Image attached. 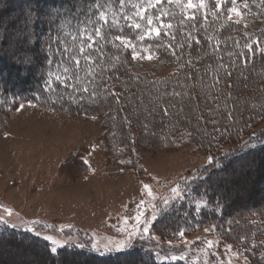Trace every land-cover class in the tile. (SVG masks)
<instances>
[{
    "label": "rangeland",
    "instance_id": "1",
    "mask_svg": "<svg viewBox=\"0 0 264 264\" xmlns=\"http://www.w3.org/2000/svg\"><path fill=\"white\" fill-rule=\"evenodd\" d=\"M23 1L13 0L16 4L9 6L6 15L0 7V60L27 67L31 60L21 47L36 40V29L44 34L40 38L46 54L54 46L53 35L69 26L64 25L68 17L63 12L46 8L37 13L38 27H32L36 15L27 14ZM127 1L119 2L120 9L125 4L129 6ZM243 9L248 16L231 13L233 18L249 22L247 33L262 30L264 0H248ZM110 46L111 43L102 44L100 63L110 65L116 60V53L107 49ZM156 55L151 60L145 56L133 60L132 67H127L130 72L124 75L127 84L120 90L122 96L112 99L123 114L117 116L124 118L126 136H118L115 143L111 134L116 132L111 103L104 109L96 108V117L93 113L81 114L86 111L73 107L45 108L27 102L28 92L16 90L1 74L0 232H21L33 237L40 234L52 237L55 247H84L103 254L137 249L147 257L148 250L134 242L145 239L155 244L161 260L183 253L187 261L194 260L196 264H264V195L258 205L249 202L252 191L248 177L244 178L248 162L241 156L245 150L241 144L249 133L242 139L235 136L226 141L223 129L230 117L234 121L233 113L226 110L224 120L217 118L212 110L213 102L221 101L215 98L217 91L202 89V78L183 72L189 77L188 83L200 89L190 92V102L186 95H180V100H169L175 103V114L187 115L186 109L179 108L183 103L193 118L190 122H178L177 133L170 131L168 142L163 143L161 135L167 133L170 121L157 117L150 126L140 113L151 115V111L139 110L130 103L146 98L158 102V93L145 91L140 79L130 73L150 76L147 78L159 90L162 86L155 79L167 87L171 81L180 83L182 74H173L178 62L167 63L165 56ZM214 59L223 66L227 61ZM260 69L264 75V57L256 75ZM241 76L237 73L239 85L231 88L240 103L236 109L241 122L246 126L249 123V130H263L264 97L254 93L246 96L244 86L250 87L249 82H254L255 77L251 74L239 80ZM12 81L17 83V79ZM201 90L211 97L210 104L200 107L196 102H200ZM215 111L220 113L218 108ZM173 112L167 111L170 116ZM130 139L134 140L132 145ZM223 143L224 150L230 145L232 149L216 152ZM220 155L228 158L223 166L210 164ZM185 191H192L198 199L204 193L209 213L195 219L176 210L172 203ZM220 206L223 208L219 212Z\"/></svg>",
    "mask_w": 264,
    "mask_h": 264
},
{
    "label": "trees",
    "instance_id": "2",
    "mask_svg": "<svg viewBox=\"0 0 264 264\" xmlns=\"http://www.w3.org/2000/svg\"><path fill=\"white\" fill-rule=\"evenodd\" d=\"M120 1L122 0L23 1L27 14L36 15L32 20V27H38L37 13L46 8L63 12V15L68 17L64 25L69 27L53 35L54 46L46 54L43 53L45 44L40 38L44 34L36 29L38 31L36 40L31 45L26 43L27 45L21 47L22 52L30 57L31 64L22 67V65L15 66L0 60V78L3 74L5 81L16 86L14 87L16 90L28 92L27 102L49 109L56 106L73 107L86 111L81 114L93 113L92 115L96 117L98 115L96 108L104 109L111 103L114 106L115 115L113 124L116 125V132L111 134L115 143L118 136L119 138L120 135L125 138L126 136L123 128L124 118L123 116L119 118L121 111L113 104L112 99L122 96L120 90L124 88V84H127L124 75L130 72L127 67H132L133 52L139 56L150 54L154 57L157 54L156 57H159L163 55L167 63L177 61L179 65L172 73L182 74L180 83L174 84L171 81L167 87L161 80L155 79L154 81L162 86L161 90L156 89L152 79H148L150 76H145L146 74L137 76L130 73L135 79H140L138 82L142 83L145 91L158 93L156 103L147 98L130 103L139 110L151 111V115L146 112L140 113L146 117L150 126L156 122L154 119L157 117L167 118L164 119L166 122L170 121V127L165 128L167 133L161 135L162 142H168L169 132L177 133L178 122L184 123L185 120L190 122L193 118V114H188L187 107L183 103L179 105V108L186 109L187 115L184 116L182 112L175 114L176 107L172 105L175 103L169 99L180 100V95H186V101L190 102V92L199 91L200 88L189 84V77L196 74L202 78V89L208 92L217 91L215 98L221 99L220 104L213 102L215 106L212 110L217 118L224 120L226 110L234 115V121L230 117L223 129L226 141H231V138L235 136L242 139L245 133H249V138L247 137L241 144V147L245 149L241 151V156L246 157L248 162V173L244 175V178L248 177V184L252 191L248 200L251 204L258 205L260 198L264 195V122H262L263 130H249V123L247 126L243 124L241 115L237 112L236 107L240 106L237 102V94L234 95L231 92V88L239 85L237 73L242 74L239 80L252 74L255 81L249 82L250 87L244 86L245 95L249 96L254 93L259 98L264 97V89L257 88V86H264L263 69H260L259 74L256 75L261 59L264 57V28L258 33H247L249 22L242 19L238 22L229 11L231 8H236L242 17L248 16L243 9V4H246L248 0H235V2L234 0H204L203 7L200 6V0H192V8L188 7V0H161L159 4L156 0L150 2L148 0H128L129 6L125 4L123 9L119 7ZM12 3L16 4L13 0H0L4 15L8 14V8ZM21 6L20 3L18 8ZM229 15L232 16L231 19ZM148 18L152 20L151 26L148 24ZM136 24H139V28L135 27ZM162 24L164 26L160 27ZM168 25L171 27L169 28ZM158 27L161 31L160 37L154 34L149 35L151 28ZM117 35L125 39L128 47L115 39ZM162 39L164 42L161 41ZM109 43L112 46L107 48L108 51L112 50L117 56L110 65L99 61L102 44L108 45ZM215 57L226 58L225 63L219 60L224 66L217 65ZM77 58L79 65L75 63ZM183 72H186L189 77ZM12 79H17V83ZM182 79H184L183 82ZM248 81L250 79L247 78ZM204 90L199 93L200 102L198 104L196 102L197 106L210 104L208 100L211 95ZM118 105L120 106L121 102ZM216 108L220 109V113L215 111ZM167 111L174 112L170 116ZM230 127L232 128L229 129ZM128 142L132 145L134 140L130 139ZM225 144H220L221 148L216 149V152L225 153L232 149L233 145H230L224 150ZM220 156L217 160L212 159L211 161L210 159V164L216 162V165L223 166L228 158L225 155ZM210 157L212 158L211 155ZM203 181L206 180L202 179ZM182 188L181 186L180 189ZM203 194L201 193V198L198 199L192 191H185L183 196L181 195L178 201L172 204L176 210L184 211L185 215H192L197 219L202 213H209L206 195ZM221 208L223 207L218 208L219 212ZM30 235L1 231L0 264H196L194 260L187 261L183 253L180 256H167L168 258L164 260L158 259L159 253L155 251V244L145 239L141 242H134L148 250V258L137 252V249H131L132 251L129 250L130 252L127 253L103 254L84 247L58 246V248L51 244L52 237L48 238L40 234L35 237ZM82 246L87 247L83 244ZM53 247L56 248L55 253L52 252ZM251 254L254 255V253Z\"/></svg>",
    "mask_w": 264,
    "mask_h": 264
},
{
    "label": "snow or ice",
    "instance_id": "3",
    "mask_svg": "<svg viewBox=\"0 0 264 264\" xmlns=\"http://www.w3.org/2000/svg\"><path fill=\"white\" fill-rule=\"evenodd\" d=\"M160 2H161V0H156V3L159 4ZM234 2H235V0H234ZM200 6H201V7L204 6V0H200ZM188 7H189V8H192V7H193L192 0H188ZM217 7H219V4H217ZM229 11H230V13L235 14L236 16H240V15H241V13H240L239 11H237L236 8H231ZM231 18H232V16L229 15V19H231ZM148 24H149V26H151V24H152V20H151V18H148ZM163 26H164V25L162 24L160 27H163ZM135 27H136V28H139V24H136ZM160 27H158V28H151V30H150V32H149V35L154 34L156 37H160V36H161ZM168 27L170 28L171 25H168ZM97 31H99V30H97ZM115 39H116L117 41H119L121 44H123L125 47H128V45L125 43V39H124L123 37L117 35V36L115 37ZM142 39H143V37H142ZM89 47H91V44H89ZM82 51H83V50L81 49V52H82ZM85 56H86V58H87V54H85ZM138 58H139V55H138L137 53L133 52V54H132V59L135 60V59H138ZM144 58H145V59H148V60H151V59H152V56L149 54V55L145 56ZM75 63H76L77 65H79V59H78V58L76 59ZM65 71H67V69H65ZM85 163H87V161H85ZM174 191H175V190H174ZM149 194H150V193H149ZM141 215H143V213H141ZM139 219H140V217L138 216V217H137V221H138V222H139ZM144 231L146 232V231H147V228H145ZM182 234H183V233H181V235H182ZM209 243H210V242H209ZM117 250H121V249H117ZM52 252H53V253L56 252V248H55V247L52 248Z\"/></svg>",
    "mask_w": 264,
    "mask_h": 264
}]
</instances>
